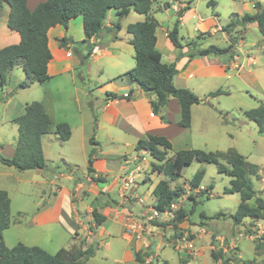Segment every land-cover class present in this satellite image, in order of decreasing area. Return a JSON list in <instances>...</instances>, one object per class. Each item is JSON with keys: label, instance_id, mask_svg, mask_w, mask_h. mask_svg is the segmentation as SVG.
Listing matches in <instances>:
<instances>
[{"label": "crops", "instance_id": "obj_1", "mask_svg": "<svg viewBox=\"0 0 264 264\" xmlns=\"http://www.w3.org/2000/svg\"><path fill=\"white\" fill-rule=\"evenodd\" d=\"M42 1L44 0H27L26 6L29 10H32ZM201 1L153 0L151 15L158 22L155 30V46L160 53V60L163 63L175 62L177 68V73L173 78L174 85L176 87L190 89L199 98H204L202 103H206L207 96L205 95L209 91L216 90L218 84H220L218 88L228 91V94L225 95H230L232 92L231 86L238 85V83H245L247 79L253 77L254 71L251 68L257 62V58L255 59L252 50L247 47L248 45L246 43L244 44L243 40L245 29L249 26L254 27V25L257 27V24L255 22L244 25L237 24L232 31L226 32L222 29L224 25L220 24L216 13L213 12V14L206 15L198 10V4ZM207 1L203 0V3L212 6L216 4L212 0ZM231 1V3H240L239 8L234 7L232 9L231 20L239 19L243 14L248 13L246 11L249 8L248 5L252 8L249 10L250 14L255 11V2H260L264 5V0ZM167 10L172 11L175 17L178 18V29L186 26L188 19H194L192 29H186L187 39L180 38V42L183 44L180 49L171 43L167 35V32L172 28L176 19L173 20V18L164 16L160 18L157 16V13H165ZM179 10H182V14L177 17ZM8 13L9 7L4 3L0 13V48L18 43L20 39L17 31L7 27L6 21ZM114 13L116 15L115 9ZM144 19V15L138 14L131 9L125 17L119 19L120 27L117 31L107 30L117 19L115 21L104 20L105 29L96 38L93 36L85 38L83 29L82 34L74 35V28H82V17L80 15L70 19L67 29L60 24H56L47 31V45L51 52V58L47 64V73L50 79L43 84L33 82L26 88H15L14 93H12V88L9 90L6 89L9 73L15 67L19 66L21 69L20 77L24 79V72L21 66L18 65L7 73L5 83L0 85L2 97L0 100V155L8 158L13 155L17 138L15 135L17 126L13 119L24 112V107L27 103L31 101L42 102L51 121L49 132L41 137V147L46 162L44 168L18 170L13 166L0 163V189L6 190L10 198L11 223L2 232L4 243L8 247L12 245L7 244L4 232L10 229V227H15V229L38 227L45 231L59 229L72 238L71 245H78L80 242H84L83 246H86L93 243L92 238L97 236L98 233L102 234L101 231L109 235V232L104 227L105 223H109V228L115 229V235L124 239L122 255L116 261L118 264H125L130 261L139 262L134 258L135 251L141 250L146 253L149 250V252H153L154 256H156L157 252H162L165 247H169L160 246L154 249L152 243V246L148 249L147 245L150 243L148 244L146 239H137L134 236L130 237L124 233V218L130 215L133 219H144L148 207L154 204L152 189L162 179L161 173L152 168L153 164L149 167L146 166L147 162L151 163L147 159L149 153L144 150L135 151V145L140 137L149 133L165 136L171 143L170 150L174 152L180 149L192 148L193 146L189 144V133L194 119L202 115L203 122H207L208 117L206 116L207 112L200 108L202 107L199 106L202 105L200 102L193 104L191 106L190 127L183 128L178 124L180 110L178 102L174 97H170L168 102L159 109L158 113L153 114L150 100L155 98L154 94L145 93L135 84L129 83L125 78H116L131 69L135 64L134 50L129 43L131 35L126 31V26L129 23ZM239 31H242L241 35H238ZM65 34L71 37L72 42H67L64 47H61L57 43V38H61ZM233 37L235 38L232 54L226 53L220 56L207 55L192 58L181 55L178 57L179 53H188L190 48H188L186 43L190 41H195L200 48H205V40H217V38H220V41L225 43L223 46L225 47L230 44L231 38ZM262 40H264V35H262ZM78 41L82 43L81 46L76 45ZM92 45L94 47L88 59L97 60L101 56L113 59V65L116 69L115 74L117 75L113 78L112 82H109L110 89L108 90L103 84L92 88L93 83L89 81L87 73H84L83 70H77L80 63L79 55L85 54ZM54 81L55 83L49 86V83ZM31 87L38 88H35L34 92L32 91L30 94L18 98L21 91L30 89ZM91 90L92 92H89ZM94 90L97 91L94 92ZM125 94H130V96L128 98L121 97V95ZM86 95L89 97L85 98ZM109 99H114L115 101L109 104V106H106L105 102ZM262 103L264 104V102ZM258 104L250 107L254 108ZM250 107L242 109V112L250 109ZM59 121H65L70 125L71 135L66 141H61L58 135L54 133V125ZM9 124L13 125L11 140L3 135L6 133L5 127ZM52 141H57L63 146L60 159L68 166L65 169L68 172L67 174L66 172H58V174H55L48 168L49 163L47 161L49 159L46 155L45 145L49 147ZM120 147L124 148V153H118ZM91 150V167L93 171L89 173L87 171V160ZM169 151L167 157H169ZM78 152L86 160V172L81 176H75V167H73L74 163L72 161ZM141 163H144L145 166H141ZM156 164H160V162L158 161ZM254 164L259 167L262 178L264 176V166L260 163ZM150 170H153L152 173ZM124 173L132 177V183L124 191L125 198L121 196L123 192L120 189V179L118 178V176ZM65 176H67L68 180H73L74 182V186L70 190L66 189L59 182V178ZM162 176L168 182L169 186V182L178 180H170L163 174ZM153 180L155 183H153ZM147 183L151 184V187L144 189ZM85 184H87L86 188L84 186ZM261 184L264 185V182H261ZM64 188L66 190H63ZM83 189L87 191L86 198L80 199L78 204L75 205L71 198L73 196L77 197ZM192 191L195 194L205 191L211 196L208 187H204L201 183L197 188H190V192ZM113 192H115L114 196L111 195ZM258 192L264 197V190H259ZM13 194L24 202V204L18 205L14 210L12 209ZM33 195L38 199L34 203V206L28 207L26 203ZM189 200L192 203L195 202L194 194L189 197ZM92 209H96L97 212L105 216L104 222L99 226L94 224L91 215ZM192 211L193 208L191 207ZM28 212H31L29 216H27ZM78 212L84 215L87 212L89 218L86 219L87 216L83 217ZM201 217L206 218L204 214ZM252 221L249 218L243 219L239 224H234L232 221V225L225 235L213 229L204 228V222L202 220H199L201 225L197 223L196 225L198 227H195L196 229L194 230L191 227L192 224L195 225L193 223L194 221H192L191 225H187L183 221L179 225L183 229L195 233V244L198 248V254L193 257H188L178 254L173 249L172 251L177 253L180 264L181 259H185V264H189V259L203 256L205 253L210 255V251L217 244L216 238L218 236L229 238L237 230L243 227H249ZM91 225L94 228L93 231L89 229ZM171 226L169 224L165 228L171 229ZM99 228L101 231L97 232ZM48 239L49 237L47 236L46 240ZM17 242H20V240H17ZM22 243L29 246L38 245L44 249L43 245L36 242L27 241L26 243ZM254 252L260 257L254 258L251 262L254 261L256 263L260 261V264H264V258L262 256L264 247L258 248L255 243ZM226 255L230 258V264L232 259H234L232 264H240L242 261L239 246L236 252L226 253ZM142 262L152 263V260L148 261L144 258ZM162 263L168 264L166 259Z\"/></svg>", "mask_w": 264, "mask_h": 264}, {"label": "trees", "instance_id": "obj_2", "mask_svg": "<svg viewBox=\"0 0 264 264\" xmlns=\"http://www.w3.org/2000/svg\"><path fill=\"white\" fill-rule=\"evenodd\" d=\"M27 0H0V13L4 3L9 7L7 16V27L17 31L20 39L18 43L6 45L0 48V85L4 84L7 73L15 66L20 65L24 72V79L17 84V88H26L31 83H45L50 79L47 73V64L51 58V52L47 45V31L50 27L60 24L67 29L70 19L81 16L82 29L85 38L98 37L105 29L104 20L109 9L116 10L117 21L108 27V31H117L120 27L119 19L125 17L132 9L138 14L145 16L142 21L129 23L126 31L131 35L129 43L134 50V66L117 76L125 78L147 94H154L155 98L150 100L153 114H157L170 97H174L179 105V126L189 128L191 124V106L199 102V98L188 88L176 87L173 78L177 73L175 62L163 63L157 50L155 30L158 25L156 19L151 15L153 0H44L39 2L32 10L26 6ZM255 11L245 13L239 19H233L222 27L226 32L232 31L237 24L255 22L258 31L264 35V5L260 2L254 3ZM182 14L179 10L177 17ZM179 21L176 18L172 28L167 32L171 43L177 48L183 44L178 36ZM236 37V36H235ZM225 47L209 45L200 48L198 43L190 41L186 43L189 51L188 58L196 56H220L233 53L234 38ZM67 42H72L68 35L57 38L59 46L64 47ZM94 45L90 46L85 54H80L79 68L90 57ZM77 67V70H78ZM115 78V79H116ZM111 94V93H109ZM228 94L227 90L216 89L209 91L205 96L214 97ZM112 95V94H111ZM130 94L121 95L128 98ZM243 114L257 124L258 132L262 131L264 125V104L260 103L254 108L247 109ZM17 126V140L15 150L11 157L0 155V163L13 166L18 170L44 168V159L41 137L48 133L51 127L50 117L44 109L42 102L31 101L24 107V112L13 119ZM54 133L61 141H66L71 135L70 125L65 121H59L54 125ZM171 149L170 141L162 135L144 134L135 145V151L144 150L159 161L152 168L157 170L170 180L181 176V170L192 161L214 164L218 173L230 177L228 186L224 187L226 194L237 193L239 203L235 211L230 215L234 224H239L245 218L251 220L264 218V197L253 188L251 177L260 179L259 167L246 161L245 156L240 154L234 147L225 150L205 151L198 148L180 149L167 157ZM92 150L88 154L87 171L92 170ZM204 176V169H197L188 180L190 188L199 187ZM96 179V178H95ZM100 180V178H98ZM184 194L182 186L171 188L168 182L160 179L152 189L154 206L162 209L170 202L178 199ZM91 215L96 226L101 225L105 216L92 209ZM201 215H203L201 213ZM185 216L183 208H179L175 218L172 220L174 226L181 222ZM10 220V198L6 190L0 189V264H84V262L95 255L96 248L84 242L69 248L61 247L51 254L37 245H26L22 242L8 247L5 245L2 232L9 227ZM93 231V227H89ZM256 247H264V240L256 243ZM210 255L214 260H220L222 264H230V258L221 250H211ZM136 261L142 262L143 257L139 251L134 252ZM186 260L181 259V264ZM166 264V263H162Z\"/></svg>", "mask_w": 264, "mask_h": 264}, {"label": "rangeland", "instance_id": "obj_3", "mask_svg": "<svg viewBox=\"0 0 264 264\" xmlns=\"http://www.w3.org/2000/svg\"><path fill=\"white\" fill-rule=\"evenodd\" d=\"M212 1L216 3L215 6L203 3L202 0L198 4V10L201 13H205L206 15L213 14V12L216 13L218 16L217 19L219 20L220 24L224 26L228 24L232 19V9L234 7H240V3H231V0ZM206 2L208 1L206 0ZM248 6L249 8L246 11L250 13L249 10H251L252 8H250V5ZM157 16L160 18H163L164 16L173 18V20L176 19L175 14L170 10L165 11V13H157ZM116 19L118 18L114 13V9H110V11H108L107 13L105 21H115ZM193 22L194 19L190 18L186 21V26L180 27L178 29L179 39H187L186 29H192ZM74 29V35L79 33L82 34V28L76 27ZM241 34L242 31H239L238 35ZM244 34V44L246 43V45H248L247 47L252 50L255 59L257 58V62L251 68V70L254 71L253 77L247 79L245 83L237 82L238 85L231 86L232 92L230 95L221 94L215 97H207L206 103H200L202 104L199 105L202 106L200 108L207 112L206 116L208 117V120L207 122H203L202 115L194 119L191 131L189 133V144L193 146L192 148H198L205 151L225 150L228 147L235 146L236 148H234L238 150L240 154L245 156L248 162L260 163L264 166V125L262 126V131L258 132L257 124L254 121L249 120L242 112V109H245L246 107L264 102V40H262V34L258 31V28L255 25L254 27L249 26L248 28H246ZM205 41L206 43L204 44V47H207L210 44H215L217 46L223 47L225 44L223 41H220V38H217V40L208 39ZM81 44L82 43L79 41L76 42L77 46H81ZM20 70L21 69L18 66L9 73L6 89L9 90L10 88H12V93H14L15 88L18 89L17 84L23 79L20 77ZM78 70H83L84 73H87L89 81L93 83L92 88L103 84V86L107 88V90L110 89L108 85L109 82H112L113 78L117 75L115 74L116 69L113 65V59L106 56H101L97 60L88 59L82 66H80V68L78 67ZM54 83L55 81L49 83V86ZM219 85L220 84L216 86L217 89H220L218 88L220 87ZM35 88L38 87H31L30 89L21 91L18 95V98L20 96H26L32 91L34 92ZM96 91L97 90H94V92ZM89 92H92V90ZM88 97V95L85 96V98ZM1 99L2 97L0 92V100ZM203 99L204 98H201L200 100ZM12 126L13 125L9 124L7 127H5L6 133L3 134L4 137L9 140L12 139ZM15 135L16 137L18 136L17 129ZM2 145H4V143H2ZM62 147L63 146L61 145V143H58L57 141H52V143L49 144V147L45 145L46 155L49 159L47 161V163H49L48 168L55 174H58V172H66L65 169L66 167H68L60 159V153L63 151ZM118 151V153L125 152L124 148L122 147H120ZM173 153L174 151L170 150L168 156L173 155ZM147 159L148 161H151V163L145 162L146 166L148 167L151 164L158 163V161L154 160L150 155H147ZM72 161L74 163L73 167H75V176L83 175V173L86 172L85 158L78 152V154H76V157H74ZM141 166L144 167V163H141ZM199 168L204 169V176L202 178L201 184L204 187H208V191L211 193V196L208 194V192L206 193L205 191L199 194H195L193 191L190 192L188 180ZM152 171L150 170L151 173ZM67 173L68 172H66V174ZM160 175L161 178L164 179L162 174ZM177 179L178 180L176 181L169 182V184L171 188L182 186L185 190L179 202L180 207L183 208L185 212V216L183 220H181V222L177 223L176 226L171 223V229H166L165 225L162 226L160 234L162 236H166L172 230H183V227L179 225L183 221H185L187 225H191L192 221H194L193 223H195V225L192 224L191 226L194 230L196 229L195 227H198L196 224L199 223V220H202L204 222V228L213 229L215 231H218L220 234L225 235L232 225L230 215L235 211L239 202V196L237 193L224 194L223 192L224 187L228 186L229 184L230 177L225 174L218 173L214 164H208L194 160L189 165L183 167L181 176ZM59 182L68 190H70L74 186L73 180H68L67 176L59 178ZM153 183H155L154 180ZM252 183L253 188L258 191L261 187L260 179L258 180L252 177ZM86 185L87 184L84 185L85 188ZM147 187H151V184L147 183L144 189H146ZM65 188L63 190H66ZM86 193L87 191L83 189L79 192V195L77 197L73 196L71 198L75 205L78 204L80 199L86 198ZM193 194L195 199L194 203L190 202L189 200V197L191 195L193 196ZM111 195L114 196L115 192H113ZM37 199L38 198L35 195L31 196L26 205L28 207L34 206V203L37 201ZM21 204H24V202H22L18 196H15L13 194L12 209L14 210L16 207H18V205ZM191 207L193 208L192 212ZM30 213L31 212H28L27 216H29ZM201 213H203L206 218L201 217ZM79 215H83V217H86L88 213L85 212V215L83 213H79ZM88 218L89 217L87 216L86 219ZM108 224L109 223H105L104 227L109 232V235H107L106 232L101 231V229L99 228L97 232L101 231L102 234L98 233L97 236H94L92 238V244L96 248L95 255L88 259L85 264H118L116 261L122 255L124 239L115 235V229L109 228ZM199 224L201 225V223ZM90 227L93 226L91 225ZM4 236L8 245L16 244L17 240L25 243L27 241L36 242L43 245L44 249H46V251L51 254L55 253V251L61 247L69 248L72 242V238L59 229L45 231L38 227H24L22 229H15V227H10V229L4 232ZM47 236L49 237L48 240H46ZM239 249L242 255V261L240 264L254 263V261H251L256 257H260L257 256L254 252L255 243L249 241L246 238H242L239 241ZM139 252L143 259H147L151 254L149 250L146 251V253L142 252L141 250ZM262 254L264 258V252ZM165 259L167 260L168 264H180L177 253L172 251V249H170L169 247H165L162 252H157V255L154 256L153 259H151L152 263L130 261L126 262L125 264H161L163 261H165ZM233 260L234 259H232V261ZM189 264L222 263L220 261L213 260L208 253H205L203 256L189 259ZM254 264H260V261H257Z\"/></svg>", "mask_w": 264, "mask_h": 264}, {"label": "built area", "instance_id": "obj_4", "mask_svg": "<svg viewBox=\"0 0 264 264\" xmlns=\"http://www.w3.org/2000/svg\"><path fill=\"white\" fill-rule=\"evenodd\" d=\"M114 101V99H109L105 102V105L109 106V104ZM118 178L120 179V189L123 192L121 196L125 198L126 195L124 191H126L132 183V177L124 173L118 176ZM260 182H264V176L260 178ZM263 188L264 185L261 184L259 190H264ZM180 199L181 197L170 202L162 209H158L154 205L149 206L144 219H133L132 216L127 215L123 221L124 233L130 237L134 236L137 239H146L148 244L150 243L147 245L148 249L153 243L152 247L154 249L160 246H169L178 254L188 257L196 256L198 254V248L195 244L194 232L183 229L179 231H170L166 236L160 234L162 226H169L175 218L176 212L180 208ZM242 238H246L254 243L263 241L264 219L253 220L249 227H243L237 230L229 238L218 236L216 238L217 244L213 247V250H221L225 254L234 253L237 251L239 241ZM151 254L147 258L148 261L154 257V253L151 252Z\"/></svg>", "mask_w": 264, "mask_h": 264}, {"label": "water", "instance_id": "obj_5", "mask_svg": "<svg viewBox=\"0 0 264 264\" xmlns=\"http://www.w3.org/2000/svg\"><path fill=\"white\" fill-rule=\"evenodd\" d=\"M199 102H200V103H202V102H203V100H199Z\"/></svg>", "mask_w": 264, "mask_h": 264}]
</instances>
